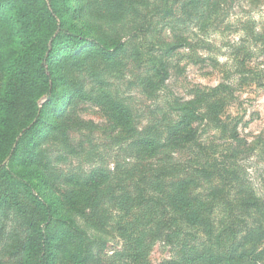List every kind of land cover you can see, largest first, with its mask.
<instances>
[{
	"label": "trees",
	"instance_id": "1",
	"mask_svg": "<svg viewBox=\"0 0 264 264\" xmlns=\"http://www.w3.org/2000/svg\"><path fill=\"white\" fill-rule=\"evenodd\" d=\"M77 1L0 0V242L6 240L3 253L10 264H110L105 249L114 233L125 240L144 235V247L153 239L171 246L178 241L176 256L155 264H251L263 258L264 197L249 191L233 157L214 151L211 162L200 167L174 156L185 143L186 151L196 150L193 123L216 116V101L202 112L194 100L169 101L175 115L170 122L152 121L137 131L129 106L105 96L116 110L111 115L116 124L135 131L130 143L135 162L127 169H93L80 186L91 192L82 201L45 170L44 143L61 136L69 143L70 126L62 117L91 95L75 73L79 65L87 64L98 77L132 52L147 64L149 84L159 88L168 76L165 53L141 36L140 24L133 30L139 35L134 44L122 39L115 23L128 12L146 24L172 16L176 0H156L143 14L136 0H105L103 18L93 5L92 20L82 17L88 0ZM141 1L143 6L147 0ZM77 18L85 24H75ZM219 89L208 94L216 96ZM197 149L206 146L198 142ZM111 207L120 216L116 222ZM15 217L24 227L6 230V221Z\"/></svg>",
	"mask_w": 264,
	"mask_h": 264
},
{
	"label": "rangeland",
	"instance_id": "2",
	"mask_svg": "<svg viewBox=\"0 0 264 264\" xmlns=\"http://www.w3.org/2000/svg\"><path fill=\"white\" fill-rule=\"evenodd\" d=\"M136 2V11L142 14L158 4L156 0L144 1L143 6V1ZM76 4L80 5L79 0ZM93 5L98 18H103L100 13L106 9L105 0H88L82 17L94 19ZM79 20L73 21L83 26L85 23ZM137 24L143 28L139 31L141 36H148L160 55L165 53L167 78L159 88L153 81L149 84L145 81L150 74L147 64L135 59L132 52L123 57L122 64L103 69L98 77L90 74L87 64L79 65L75 73L91 95L72 104L65 118L62 117L70 126L66 131L69 143L63 144V136L44 143L48 161L45 170L64 191L74 192L82 201L91 192L80 186L93 169H127L137 156L130 146L135 131L128 125L124 129L121 122L116 124L114 117L111 118L116 110L109 108L108 101L121 99L129 106L137 131L152 121L170 122L175 115L166 106L169 101L194 100L201 112L207 102L216 101L219 107L216 116L193 123L198 136L196 145L191 147L196 150L186 151L185 143L174 156L182 161L190 158L204 167L211 162L214 151L226 152L239 165L249 191L264 197V0H194L192 3L176 0L172 16H158L146 24L128 12L115 23L122 39L134 44L139 39L133 31ZM167 43L174 48L166 51L162 46ZM215 86H220L218 95L208 94ZM198 142L206 149H197ZM230 150L236 151L235 154L231 155ZM206 175L207 179L211 176ZM97 207L103 208L100 204ZM110 213L112 221H118L117 209L111 207ZM10 214L15 215L11 210ZM6 223V230L24 227L19 217ZM144 237L137 234L125 240L114 233L105 249L106 257H111L110 264H155L176 256L178 241L171 246L153 239L144 247ZM5 241L0 242V264H10L3 253ZM251 264H264V257Z\"/></svg>",
	"mask_w": 264,
	"mask_h": 264
}]
</instances>
